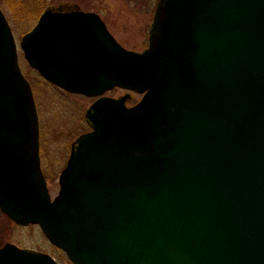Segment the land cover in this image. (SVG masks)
<instances>
[{
	"label": "water",
	"instance_id": "obj_1",
	"mask_svg": "<svg viewBox=\"0 0 264 264\" xmlns=\"http://www.w3.org/2000/svg\"><path fill=\"white\" fill-rule=\"evenodd\" d=\"M19 48L48 83L98 99L52 199L0 7L2 214L72 264H264V0H158L142 52L95 13L48 9ZM0 264L57 263L6 243Z\"/></svg>",
	"mask_w": 264,
	"mask_h": 264
},
{
	"label": "rangeland",
	"instance_id": "obj_2",
	"mask_svg": "<svg viewBox=\"0 0 264 264\" xmlns=\"http://www.w3.org/2000/svg\"><path fill=\"white\" fill-rule=\"evenodd\" d=\"M42 2V1H41ZM158 0H45V10L61 9L63 12L82 11L97 14L114 39L129 51L142 52L148 45V32ZM18 49L20 67L32 87L40 122V155L44 175L52 198L59 186L58 177L68 159L72 143L89 130L85 112L94 99L69 94L43 80L30 68L19 49L21 38L37 23L24 31L17 27L9 11L0 0ZM44 10V11H45ZM23 26L25 25L22 23ZM125 91L114 89L105 96L118 99ZM128 105L140 97L132 96ZM12 243L21 249H32L52 256L59 264H71L66 256L50 246L41 231L34 226L18 227L0 212V248Z\"/></svg>",
	"mask_w": 264,
	"mask_h": 264
},
{
	"label": "trees",
	"instance_id": "obj_3",
	"mask_svg": "<svg viewBox=\"0 0 264 264\" xmlns=\"http://www.w3.org/2000/svg\"><path fill=\"white\" fill-rule=\"evenodd\" d=\"M3 2L15 25L23 28L24 31L30 28L45 10L43 4L45 0H3ZM22 23L25 25L23 26Z\"/></svg>",
	"mask_w": 264,
	"mask_h": 264
},
{
	"label": "flooded vegetation",
	"instance_id": "obj_4",
	"mask_svg": "<svg viewBox=\"0 0 264 264\" xmlns=\"http://www.w3.org/2000/svg\"><path fill=\"white\" fill-rule=\"evenodd\" d=\"M69 155H70V153H69ZM40 156H41V155H40ZM68 159H69V156H68ZM68 159H67V161H68ZM67 161H66V163H67ZM66 163H65L64 167L66 166ZM41 168H42V164H41ZM63 169H64V168H63ZM63 169H62V170H63ZM62 170H61V171H62ZM42 172H43V168H42ZM43 173H44V172H43ZM60 173H61V172H60ZM59 175H60V174H59Z\"/></svg>",
	"mask_w": 264,
	"mask_h": 264
}]
</instances>
